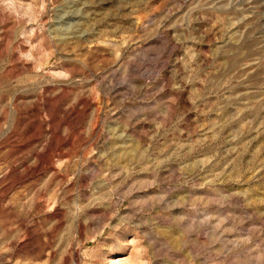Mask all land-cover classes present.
I'll return each instance as SVG.
<instances>
[{"label": "rangeland", "instance_id": "obj_1", "mask_svg": "<svg viewBox=\"0 0 264 264\" xmlns=\"http://www.w3.org/2000/svg\"><path fill=\"white\" fill-rule=\"evenodd\" d=\"M264 264V0H0V264Z\"/></svg>", "mask_w": 264, "mask_h": 264}, {"label": "bare ground", "instance_id": "obj_2", "mask_svg": "<svg viewBox=\"0 0 264 264\" xmlns=\"http://www.w3.org/2000/svg\"><path fill=\"white\" fill-rule=\"evenodd\" d=\"M124 260L123 259H112L110 260V263L109 264H124Z\"/></svg>", "mask_w": 264, "mask_h": 264}]
</instances>
